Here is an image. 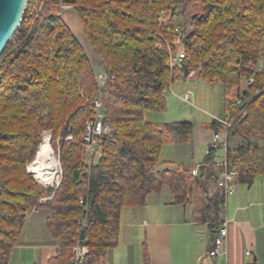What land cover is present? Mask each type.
Listing matches in <instances>:
<instances>
[{
  "label": "trees",
  "instance_id": "trees-1",
  "mask_svg": "<svg viewBox=\"0 0 264 264\" xmlns=\"http://www.w3.org/2000/svg\"><path fill=\"white\" fill-rule=\"evenodd\" d=\"M42 1L28 0L0 57V264H10L33 207L53 212L46 226L60 240V254L47 264H72L81 197L91 205L86 230L91 253L84 264H97L118 246L123 207L144 206L149 194L164 187L176 204L193 205L194 220L208 222L214 237L223 222V197L220 191L201 197L206 182H216L209 175L214 164L206 167L212 152L198 176L179 168L157 170L163 146L189 143L193 124L158 125L145 112L165 111V89L198 70L203 80L224 86L225 116L232 121L228 136L242 140L228 147L231 167L248 172L241 179L250 181L264 172V0H62L78 12L103 70L115 76L102 88L106 121L115 131L103 137L104 156L92 175L82 158L85 122L98 90L94 67L59 14L58 0H45L47 9L38 17L29 13ZM160 33L183 43L182 68H171L167 51L157 47ZM44 130H51L50 144L59 150L62 177L55 188L28 172ZM46 194L52 198L41 203Z\"/></svg>",
  "mask_w": 264,
  "mask_h": 264
},
{
  "label": "crops",
  "instance_id": "crops-1",
  "mask_svg": "<svg viewBox=\"0 0 264 264\" xmlns=\"http://www.w3.org/2000/svg\"><path fill=\"white\" fill-rule=\"evenodd\" d=\"M195 75V73L190 74L188 78L192 79ZM199 78L198 75L196 80H201ZM174 83L175 81L171 85L173 91ZM183 94L177 96L174 91V96L181 101ZM166 121L170 122L165 120V123ZM214 124L216 123L210 121L206 126L207 129H204V140L207 143L205 158L214 132L219 128V125L211 126ZM193 130L189 143L185 144V146L190 145L192 159L195 156ZM241 141L239 137L229 138L228 145L231 144L229 148L237 147ZM221 151L223 149L213 151L210 157L211 163L206 166L214 164L216 169L210 170L209 175L215 179V184L212 185V181L207 183L204 180L208 177L207 172L202 178L206 185L201 190V197L205 200L219 193L217 181L222 171L220 164L225 159L224 151V157L219 155ZM177 159L182 157H169L165 161L180 162ZM202 165L204 161L195 164L184 163L181 169L192 170L198 167L200 175ZM170 166L165 163L158 167L156 164L155 168L175 169ZM193 210V205L176 204L168 187L149 194L147 204L144 206L123 207L119 244L108 250L97 264H147V262L148 264H264V172L256 174L251 181L246 178L240 179L236 192L227 199L226 211L222 212L223 220L228 221L226 253L214 258L206 256L213 241L210 225L208 222L195 221ZM31 211L27 213L18 244L11 252L10 264H47L49 260L60 254V240L55 238L46 226L47 218L53 212L46 207ZM31 216L35 217L38 227L28 229L27 220Z\"/></svg>",
  "mask_w": 264,
  "mask_h": 264
},
{
  "label": "built area",
  "instance_id": "built-area-1",
  "mask_svg": "<svg viewBox=\"0 0 264 264\" xmlns=\"http://www.w3.org/2000/svg\"><path fill=\"white\" fill-rule=\"evenodd\" d=\"M59 1L60 11L59 14L62 16L63 11L68 8H73L72 5L66 4ZM28 3V1H27ZM27 6V4H26ZM47 9L46 1L43 0L39 5L30 8V14L38 17L41 13L45 12ZM164 16H160V22L162 23ZM160 40L157 43L159 49L167 51L169 57V66L171 68H182L183 61L187 58V51L180 39L170 41L163 33L159 34ZM182 48H178L181 47ZM94 77L98 86L97 94L91 102L92 114L85 122V134H84V144H85V164L87 167L88 174L91 175L93 165L96 164L99 158L104 156V152L101 148V142L103 137L112 135L114 132V126L106 121L107 114L104 105V100L102 96V88L107 81L113 79L115 76L109 71L98 72L94 69ZM251 82L254 81L253 78L250 79ZM172 85V84H171ZM165 89L166 92L173 93L172 86ZM260 91H257L259 93ZM193 93L187 91L181 96L184 102L193 104ZM238 103L242 104V99L237 100ZM213 121L219 125V128L214 132L213 138L211 140L210 146L208 148L207 154L211 153L217 149H223L225 152V159L221 162L222 171L218 179V188L220 194L223 197L221 203V209L223 213L226 211L227 199L230 195L236 192L237 183L244 175H249L248 172H241L239 170L233 169L227 160V150H228V129L232 125V121L227 116H213ZM69 135L67 138H71ZM60 161V160H59ZM61 165V164H60ZM62 173V169H61ZM187 174L198 176L199 168H194L192 170L186 171ZM59 177V175H58ZM61 178V177H60ZM57 184L60 180H57ZM49 197L42 198L41 203H44ZM82 216L78 220L77 236L75 239V245L72 248V264H84L87 256L91 253V247L88 244V237L86 236V230L89 227V215L91 210V205L89 200L85 197H81L79 200ZM34 211L36 207L31 208ZM228 237V221L224 219L222 224L216 230L214 234L211 249L207 252L208 258H214L221 254L226 253V242ZM249 254V252H247Z\"/></svg>",
  "mask_w": 264,
  "mask_h": 264
},
{
  "label": "rangeland",
  "instance_id": "rangeland-1",
  "mask_svg": "<svg viewBox=\"0 0 264 264\" xmlns=\"http://www.w3.org/2000/svg\"><path fill=\"white\" fill-rule=\"evenodd\" d=\"M194 14L195 13L193 12L192 15H194ZM162 15L163 16L165 15L164 20H163V21H165L167 14L165 13ZM62 18H63L64 22L67 24V26L70 28L72 33L75 35V37L80 41V43L84 47L88 57L90 58V60L93 64L95 71H98V72L105 71V70H103V67L100 65L99 59H98L96 53L94 52L88 38L84 35L83 29H82L81 19L79 17L78 12L74 8L65 9L63 11ZM191 24H192V26H191V31H192L194 29V22L192 21ZM178 48H182V46L178 47ZM260 67H264V57L261 59ZM174 69H180V68L176 67ZM194 73L196 74L194 77L195 79L194 78H192V79L188 78L186 80L178 79V80H175V83H174V91H175L176 95L186 93L187 91H191L193 93V97H192L193 102H194L193 104H189L187 102L185 103V102L181 101L180 99L176 98L174 96V91L172 94H171V92H166L167 109L165 111L155 112V111L149 110V111L145 112V119L148 122H151L154 124H158V125L159 124L160 125L165 124V120H168L170 122L189 121L191 123L193 122L194 123L193 125L195 126V127H193L194 128L193 134H194V140H195V142H194L195 146L193 145L194 151H195L194 158L192 159V157L190 156V145L185 146V144H181V143L175 141V142H172V143H169V144H166L163 146V151L161 153L159 161L157 162L158 167H161L163 164L166 163V164L171 165L170 166L171 168L181 169L184 166V163L195 164V163L204 161L205 156H206V149H207V143L204 140V137H205L204 136V134H205L204 129H207L206 126L208 125V123H210V121H213V116H219V117L225 116L224 86L220 82L217 84L216 83L210 84L207 81L203 80L201 77L199 78L201 80H196L198 75H199V72H198V70L193 69L191 71V74H194ZM250 83H251L250 80H245L243 83L244 88H246ZM222 87H223V92H222ZM166 123H169V122L166 121ZM114 131H115V127H114ZM207 132L211 133L210 130H207ZM51 137H52L51 130H44L42 132V142L46 138H48V144L52 148V151H50V154L54 158H56L55 160L59 164L57 167V178H56V180H54L51 184L46 185L44 183H41L38 179H36L34 177V175L29 172V170H28V172L43 186L55 188L56 186L59 185L56 183L57 180H61L60 177H62V173H61L62 167H61V165H60L61 163L59 161L60 160L59 150H55L50 144ZM67 139H70V138H67ZM230 145H228V147ZM191 149H192V146H191ZM219 155H221V157H224L223 151H221L219 153ZM179 156H181L182 159H177V160H180V162H178V163L165 161L166 158L179 157ZM35 158H34V160H35ZM84 158H85V152H84V155L82 158V161L85 164ZM100 159L101 158H99L97 160L96 164L98 163V161ZM32 162L28 163V168H29V164H31ZM96 164H94V165H96ZM94 165H93V167H94ZM183 171H189V169H183ZM92 174H93V168H92L91 175ZM58 175H59V177H58ZM44 197H49L48 199L52 198L51 195H47V194ZM42 200L43 199H41V201ZM79 205H80V203H79ZM80 208H81V206H80ZM36 209H39V208H36ZM31 210H33V209H29L30 212H32ZM81 211H82V209H81ZM27 223H28V225H26V227L28 229L34 228L35 226H37V223L35 221V217H32V216L29 217V219L27 220ZM77 226H78V223H77ZM77 229H78V227H77Z\"/></svg>",
  "mask_w": 264,
  "mask_h": 264
},
{
  "label": "water",
  "instance_id": "water-1",
  "mask_svg": "<svg viewBox=\"0 0 264 264\" xmlns=\"http://www.w3.org/2000/svg\"><path fill=\"white\" fill-rule=\"evenodd\" d=\"M27 1L0 0V57L20 26Z\"/></svg>",
  "mask_w": 264,
  "mask_h": 264
},
{
  "label": "bare ground",
  "instance_id": "bare-ground-1",
  "mask_svg": "<svg viewBox=\"0 0 264 264\" xmlns=\"http://www.w3.org/2000/svg\"><path fill=\"white\" fill-rule=\"evenodd\" d=\"M52 148L46 138L40 145L35 160L29 164V172L41 183L51 184L57 178L58 162L51 154Z\"/></svg>",
  "mask_w": 264,
  "mask_h": 264
}]
</instances>
